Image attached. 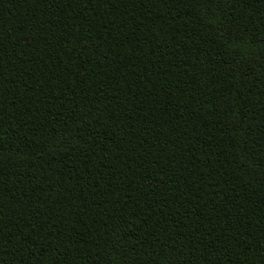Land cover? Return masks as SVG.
Listing matches in <instances>:
<instances>
[{
    "label": "trees",
    "instance_id": "obj_1",
    "mask_svg": "<svg viewBox=\"0 0 264 264\" xmlns=\"http://www.w3.org/2000/svg\"><path fill=\"white\" fill-rule=\"evenodd\" d=\"M0 264H264V0H0Z\"/></svg>",
    "mask_w": 264,
    "mask_h": 264
}]
</instances>
